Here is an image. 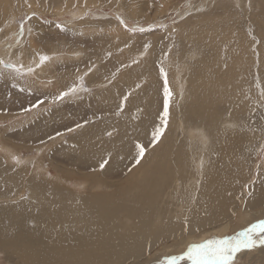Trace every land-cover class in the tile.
Segmentation results:
<instances>
[{
    "label": "rangeland",
    "instance_id": "rangeland-1",
    "mask_svg": "<svg viewBox=\"0 0 264 264\" xmlns=\"http://www.w3.org/2000/svg\"><path fill=\"white\" fill-rule=\"evenodd\" d=\"M197 9L200 10L197 11ZM32 13H35V16L31 20H27L26 17L31 16ZM117 17L125 22L127 28L119 23ZM21 20H24L23 36L19 34ZM222 20L223 22H221ZM57 23L62 25L65 30L58 29ZM258 23L261 25L259 26ZM149 26L155 30L143 33L139 31L133 33L129 30L140 27L148 28ZM29 28H31V32H29ZM216 36L219 37L218 40L215 39L218 38ZM146 44L150 46L147 51L144 48ZM212 44L216 46H212ZM239 47H245L242 57H238L240 53L237 54L234 51ZM232 49L234 52L231 54L228 51ZM127 50L130 52L131 64L138 61L141 67H145L146 61L149 58L153 59L150 67L147 66L145 69L148 75L155 73L154 71L160 75L161 83L159 82L157 88L159 96L155 100V104L158 105L156 111L158 116L163 111L164 77L160 74L161 65L164 67L167 77L171 73L175 76V72H177L178 83L180 77L182 94L179 95L176 90L175 96L177 95L176 98L179 99L176 101L184 99L186 91L190 89V83L205 72L208 73V81L211 79L212 84L218 81L216 80L218 75L222 76L220 81L239 78L237 86L243 89L244 98L236 100L228 92L227 97L219 103L224 105L222 110H218L222 119L220 125L216 127L219 133L212 127L203 125L205 137L203 139L195 138L194 143L199 145L194 147L192 144L191 148H187L188 152L193 155L190 165H186L191 175L188 180L180 184V191L175 193L176 196L174 200H171L170 208L176 211V216L181 213L180 215L186 218L177 216L180 223L185 226L187 223L185 224L184 221L195 209L194 200L205 192L207 184H204L207 182L205 174L212 172L214 167L217 169L219 167L216 176L220 177L224 183L227 181V185L234 186L232 201L227 214L223 217L222 224H220L221 229L218 230L229 229L222 237L235 235L250 227L251 224L257 223L260 219H264L262 216L252 220L250 224L235 229L248 217L264 211V183H262L264 182V164L261 168L262 174L256 175V164L264 162V139H262L264 133L260 130L264 128V123L261 122V115L264 113V100H261L260 97V91L264 87V0H0V59L17 65L29 63L34 67L36 56L38 57H36L37 62H39L40 56L38 55L40 54H47L50 57L42 67L36 69L33 75L16 77L15 74H12L7 78H0V143L6 145L13 154L21 158L19 164L22 165L23 161L25 164L27 162L28 167L26 168H29L31 173L38 165L45 169L53 179L57 177V171H62L54 165L61 169H75L78 173H86L91 170L78 169L72 159L67 160L60 154H70L68 157H75L79 140L85 128L93 126L96 122L105 121V128H109L108 120L118 112L119 108L116 107L111 94L102 93L110 86L111 81H106L108 78L113 77L114 80L116 78L118 80L120 74L123 73V68L120 69L121 64L118 65L115 57ZM196 50L199 52L198 54ZM207 60L208 62H205ZM236 60L242 62L238 65V69L231 67ZM89 67L92 69L91 72L87 71ZM93 72L103 73L104 82L99 83L103 80L97 76L91 78ZM242 73L244 74L242 75ZM63 76L67 78H63ZM77 77L78 79L83 77L89 91L81 92L79 97H68L62 102L54 103V96L76 82ZM168 82V84L174 83L175 86L174 81L168 80ZM13 84L17 86L13 87ZM107 84L109 85L107 86ZM21 88L24 91H20ZM249 88L252 90L251 94L248 92ZM41 99L45 103L40 108L25 112L30 105ZM172 101L171 98V103ZM209 105L212 110L217 106L216 104H214L215 106ZM138 109L134 115L137 114V111L142 113L143 109L141 107ZM239 109L243 110L239 111ZM147 110L150 111V109ZM129 120L127 118V121ZM85 121H87L86 124ZM78 123L84 126L75 128ZM69 128L75 130L70 132ZM176 133L180 136L178 139L186 138L185 134L177 131ZM218 138L222 142L226 155L221 153ZM146 140L139 143L145 145ZM186 140L188 139L186 138ZM145 147L148 150L153 146L149 143ZM201 147L203 148L201 149ZM228 150L234 158L229 156ZM237 156L240 158L239 160L236 158ZM223 157L225 160H222ZM134 162V158L132 162L124 161L125 165H121V171L112 172L106 176H109L111 181H118L128 170L126 176L130 174V169L135 166ZM207 165L211 166L207 167ZM195 167L200 168L201 171H197ZM35 172L42 175L38 169ZM241 175L242 177H240ZM200 177L205 179H200ZM250 178L255 180L254 185L249 183ZM72 186L77 187L73 184ZM255 191L261 194V198L251 204L249 199L252 195L249 196L248 193L254 194ZM170 199L171 197L167 198V200ZM185 229L183 227L185 233L182 231L178 237H161L159 243L154 246H145L141 254L132 260H122L114 264H157V258L164 260L171 255H182L187 247L183 249L178 241L182 243V241H186V238H191L186 234L187 230ZM215 237L214 234L209 235L199 242L210 238L215 239ZM31 251L26 253H31ZM241 253L243 256L239 257L236 264H264V246H258L251 251L245 250ZM24 257L25 254L17 255L15 252L6 255L4 251L0 250V264H22V262L27 264L28 260V264H45L40 260V262L34 261L37 258L30 259V254H26ZM178 264H191V262L183 260Z\"/></svg>",
    "mask_w": 264,
    "mask_h": 264
},
{
    "label": "bare ground",
    "instance_id": "bare-ground-1",
    "mask_svg": "<svg viewBox=\"0 0 264 264\" xmlns=\"http://www.w3.org/2000/svg\"><path fill=\"white\" fill-rule=\"evenodd\" d=\"M219 31L221 32L220 29ZM215 39L218 40L219 37ZM259 40L262 42L261 39ZM199 46L201 48V45ZM240 46L242 45L240 44ZM244 48L239 47L234 50L235 53H240L238 57L243 56ZM234 51L232 49L228 52L232 54ZM260 54L262 55V53ZM41 55L47 54L38 56ZM129 56L130 52L127 50V52L124 51L115 57L118 65L121 64L120 69L123 68V73L120 74L118 80H116V76L115 80L113 77L108 78L106 81H111L110 86L102 93L111 94L117 108H119L118 105H121L123 97L131 93L128 100L123 102L124 110L120 111L119 109L108 120V129L105 128V121L96 122L93 126L85 128L79 140L75 157L72 155V157H68L70 154H60L67 160L72 159L78 169L91 170L86 173H78L75 169H61V167L54 165L62 171H60L61 173L57 171V177L53 179L45 169L38 165L35 167V171L38 169L42 175H38L35 171L36 174L31 173L29 168H26L28 167L27 162L25 164L23 161L22 165L16 163L14 157L18 158L19 161L21 158L13 154L6 145L0 143V250L4 251L6 255L16 252L17 255L25 254L26 257V254H30V259L37 258L34 261L40 260L41 263L44 262L45 264H114L122 260L136 258L145 246H154L159 243L161 237L180 236L182 231L184 232L183 227L187 230L186 234L191 237L186 238V241H182V243L178 241L183 249L191 243L204 240L209 235L214 234L215 238H221L229 230L225 228L218 231L221 229L220 224H222L223 217L227 214L232 201L234 186L227 185V181H225L226 184L220 177L216 176L219 167L218 169L214 167L212 172L205 174L207 181L204 182V184L207 183L205 192L194 200L195 207H193L195 209L190 212L187 219L188 223L186 225L183 223L185 226L180 223L179 217H177L181 213L176 216V211L170 207L172 206L171 200L175 199V193L180 191V184L188 180L191 175L186 165H190L193 155L188 152V149L191 148L192 144L194 147L199 145L194 143L195 138L203 139L205 137L203 125H208L217 131L216 127L222 121L218 110L224 108V105L219 103L227 97L228 92L236 100L244 98L243 89L237 86L240 81L239 78L220 81L222 76L218 75L216 76L218 81L212 84L211 79L210 82L208 81V73L205 70V73L190 83L191 86L186 91L185 98L176 101L179 100L176 98L177 95L175 96L176 90L179 95L182 94V82L179 77L178 83L177 72H175V76L172 73V76H170L171 74L168 75L167 81H174L175 86L174 83L168 84L173 93V101L170 103L167 129L161 140L146 151L145 158L141 163L132 166L128 176L126 175L129 170L122 175L120 180L111 181L106 175L121 171L120 167L124 161L132 162L136 151L134 145L137 142H143L145 139H147L145 145L149 144L154 127L160 125V119L156 112L158 105L155 104V100L159 96L157 88L159 82L161 83L160 75L156 71L148 75L145 69L147 66L150 67L153 59L149 58L145 67H141L138 61L131 64L132 59ZM36 57L34 63L38 64ZM241 63L236 60L231 67L238 69V65ZM29 66L32 64L24 63L22 70L26 72ZM94 76L103 80L99 83L104 82L103 73L93 72L91 78ZM63 78L67 77L63 76ZM76 80L78 82V77ZM209 84L212 85L209 86ZM250 91L252 90L248 91L249 94H251ZM133 97L135 98L133 99ZM209 104H213V106L216 104L217 106L212 110ZM140 107L143 109L142 113L137 111V114L134 115V112ZM242 110L239 109V111ZM127 118L130 120L127 121ZM176 131L185 134L188 140L186 138L178 139L180 136L177 135ZM109 132L112 133L111 136L107 134ZM217 132L219 133V131ZM217 140L221 146V153L226 155L222 142L219 138ZM215 142L217 141L215 140ZM228 154L232 156L231 152ZM102 157H110L109 163L103 169L99 167ZM232 157L234 158V156ZM236 158L240 159L238 156ZM222 160H225V157ZM196 170L201 171L200 168H196ZM201 177L200 179H203ZM72 184L77 185V187H73ZM235 184L237 186V183ZM179 195L181 196V193ZM260 196L261 194L255 191L249 199L251 204L259 201ZM22 197L24 198L22 199ZM168 197L171 199L167 200ZM182 208L183 211L185 208ZM180 216L182 217V215ZM262 216H264V211L248 217L235 229L250 224L252 220ZM30 250H32L31 253H26ZM242 256V253L238 254L236 261ZM31 261L33 262V259Z\"/></svg>",
    "mask_w": 264,
    "mask_h": 264
},
{
    "label": "snow or ice",
    "instance_id": "snow-or-ice-1",
    "mask_svg": "<svg viewBox=\"0 0 264 264\" xmlns=\"http://www.w3.org/2000/svg\"><path fill=\"white\" fill-rule=\"evenodd\" d=\"M30 7V5H29ZM200 9H197L199 11ZM35 16V13H32L31 16L26 17L27 20H31L32 17ZM117 20L121 25H124L125 28H127V25L125 22L117 17ZM175 23V21H174ZM57 28L61 31H64L62 25L57 23ZM131 32L135 33L137 31L143 33V32H152L155 29L149 26L148 28L140 27L137 28H131L129 29ZM29 32H31V28H29ZM19 34L20 36H23L24 34V20H21L20 26H19ZM149 45H145V51L149 48ZM109 55H111L109 53ZM50 59L47 55H41L39 57V63L36 64L34 67L29 66L25 71H22L24 69V65L21 63L19 65L10 63L8 61L0 59V78H7V76L15 74L17 77H24L26 75H33L36 72L37 68L42 67L45 62H47ZM134 63H136L134 61ZM89 72L92 71L91 67L88 69ZM160 74L164 77V85H163V111L159 116L160 119V125L155 126L154 130L151 133V140L150 143L155 146L156 143H158L165 130L168 126V119L170 116V103L172 98V91L168 86L167 81V73L164 71L163 66L160 67ZM87 75V73H85ZM17 85L13 84V87H16ZM139 87V85H137ZM20 91H24L23 88L20 89ZM89 88L86 86V83L83 79V77H80L78 82H73L71 86H67L66 90L60 91L57 95L54 96L53 102H62L65 98L68 97H79L81 92H88ZM131 95V93L125 95L123 97V100L121 101V105H118L120 111H123V102L128 100V97ZM260 97L262 100H264V89H261L260 91ZM45 101L43 99L38 100L36 103L30 105L25 112H31L33 109H38L43 105ZM261 122L264 123V113L261 115ZM85 124L87 121L84 122ZM83 124H76L75 128H81L83 127ZM75 129L69 128L68 131H74ZM261 132L264 133V128H261ZM109 136L112 135L111 132L107 133ZM57 135H60V133H57ZM49 139H52V137H49ZM264 139V137H262ZM43 143V142H42ZM136 151H135V165H139L141 161L145 158L146 155V147L145 145L137 142L134 145ZM16 163H20L18 158H15ZM110 157L101 159V163L99 164V167L103 169L108 163H109ZM261 163L256 164V175H261ZM250 184H255V180H252L250 178L249 180ZM264 183V182H262ZM249 196L253 195L252 192L248 193ZM24 197H22L23 199ZM184 223H188L187 220L184 221ZM258 246H264V219H260L257 223L251 224L250 227L245 228L243 231H240L236 235L222 237V238H215V239H207L203 242L199 243H193L189 246H187V250L183 252L182 255H171L168 258L164 260H160L157 258V264H178V262L187 260L190 261L191 264H236L237 255L245 250L251 251Z\"/></svg>",
    "mask_w": 264,
    "mask_h": 264
}]
</instances>
